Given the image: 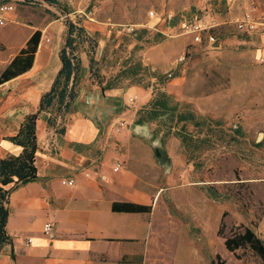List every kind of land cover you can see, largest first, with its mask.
<instances>
[{
	"label": "rangeland",
	"instance_id": "obj_1",
	"mask_svg": "<svg viewBox=\"0 0 264 264\" xmlns=\"http://www.w3.org/2000/svg\"><path fill=\"white\" fill-rule=\"evenodd\" d=\"M59 1L63 7L19 3L7 14L0 65L54 18L66 13L64 22L86 25L96 41L83 48L96 59L89 86L145 90L150 98L137 92V112L150 111L162 91L170 96L167 114L151 121V142L161 149L154 153L157 187L169 186L159 191V207L167 202L173 220L159 232L171 244L172 264H184L185 250L204 264L217 254L226 264H262L249 250L228 251L223 236L245 226L261 236L264 220V29L249 35L230 23L231 13L253 0ZM193 18L219 23L215 44L180 33L181 22ZM181 112L193 119L179 120Z\"/></svg>",
	"mask_w": 264,
	"mask_h": 264
},
{
	"label": "crops",
	"instance_id": "obj_2",
	"mask_svg": "<svg viewBox=\"0 0 264 264\" xmlns=\"http://www.w3.org/2000/svg\"><path fill=\"white\" fill-rule=\"evenodd\" d=\"M64 21L57 17L45 28L37 26L30 36L36 30L42 35L32 67L0 85V159L22 152L12 137L31 113H37L38 138L36 178L7 186H12L6 224L11 242L0 250V264H172L167 249L171 244L159 232L173 220L167 202L159 207V191L169 187L158 188L154 175V153L161 149L151 142L152 123H137V109L128 104L131 94L138 92L144 102L150 94L135 86H89L90 55L83 49L78 53L77 95L65 120L55 115L52 106H42L43 95L52 89L62 68ZM121 118L128 119V125L117 130L114 124ZM117 164L120 169L114 170ZM68 178H74L75 184L62 182ZM122 201L152 205V210L113 211V202ZM47 221L54 223L51 234L44 233ZM259 233L264 239V220ZM30 236L33 242L26 245ZM183 261L204 264L201 254L189 250Z\"/></svg>",
	"mask_w": 264,
	"mask_h": 264
},
{
	"label": "trees",
	"instance_id": "obj_3",
	"mask_svg": "<svg viewBox=\"0 0 264 264\" xmlns=\"http://www.w3.org/2000/svg\"><path fill=\"white\" fill-rule=\"evenodd\" d=\"M29 2L30 0H25ZM50 5L59 7V0H46ZM41 7V6H34ZM65 10L64 8H62ZM42 32L36 30L26 41L25 46L11 59L7 65H0V85L6 81L29 70L34 62L35 54L38 50ZM95 48L96 41L90 35L86 28L80 22L74 19H68L65 42L61 48L62 68L60 69L53 87L42 97V106H52L57 117L65 120L67 113L71 109V104L75 100L77 91L76 83L79 78L80 57L78 53L86 46ZM3 48L0 45V50ZM93 50V49H91ZM88 51V50H87ZM89 52V51H88ZM96 59L94 54H90L91 72L95 69ZM72 77V83L70 84ZM170 96L162 91L160 96L155 98L150 111H138L137 123L151 122L159 116L167 114L171 108L168 105ZM187 114V113H186ZM179 120L193 119L192 113L184 115L183 112L178 114ZM36 119L37 113H31L25 117L19 132L12 137V140L22 146V152L19 155H10L0 159V250L11 242V237L7 234L6 224L8 222L7 202L12 186L19 183L28 182L37 176L35 165V156L38 149L36 136ZM12 185L7 188V186ZM113 211L117 212H151L152 205H144L122 201L113 202ZM219 234L223 235L222 226ZM224 236V244L228 251L237 252V250H249L256 255L264 264V239L259 236L251 227H238L231 231L229 235ZM210 264H226L217 254Z\"/></svg>",
	"mask_w": 264,
	"mask_h": 264
},
{
	"label": "built area",
	"instance_id": "obj_4",
	"mask_svg": "<svg viewBox=\"0 0 264 264\" xmlns=\"http://www.w3.org/2000/svg\"><path fill=\"white\" fill-rule=\"evenodd\" d=\"M233 0H228L229 3H232ZM19 3H28L29 5L41 6V7H49L51 6L49 2L46 0H30L29 2L25 0H0V25L5 24L7 19V14L14 11ZM234 5H230V9L232 10ZM151 16H155L153 10L149 13ZM68 14H64L61 16L62 19H65ZM167 20L171 21L174 18V13L169 11L166 13ZM67 22V21H66ZM230 23L235 27L237 31L242 33H255L260 29H264V0L260 3H256L255 1L250 5H247L245 9L241 11H234L231 13ZM67 24V23H66ZM217 22H210L201 18H193L186 19L180 24V33L184 35H190L193 37V40L196 43H202L203 40L207 44L213 45L217 42L218 37L213 32V28L218 26ZM132 28V27H131ZM133 29V28H132ZM50 40L47 38V41ZM264 61V58H262ZM139 100V96L137 93L131 94L128 97V104L130 106L135 105ZM128 125V119L121 118L117 120L114 124L117 130L123 129ZM120 169V164L114 166V170ZM104 179H107V175H102ZM64 184L74 185L75 179L68 178L62 181ZM9 193L7 194V197ZM54 227V223L52 221H47L44 224V233L51 234ZM33 242V237L26 238V245H30Z\"/></svg>",
	"mask_w": 264,
	"mask_h": 264
},
{
	"label": "water",
	"instance_id": "obj_5",
	"mask_svg": "<svg viewBox=\"0 0 264 264\" xmlns=\"http://www.w3.org/2000/svg\"><path fill=\"white\" fill-rule=\"evenodd\" d=\"M156 153H157V155L160 156V150L159 149L156 150Z\"/></svg>",
	"mask_w": 264,
	"mask_h": 264
}]
</instances>
